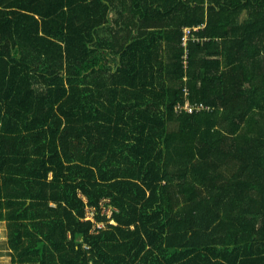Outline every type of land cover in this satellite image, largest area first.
I'll return each mask as SVG.
<instances>
[{"label":"trees","instance_id":"obj_1","mask_svg":"<svg viewBox=\"0 0 264 264\" xmlns=\"http://www.w3.org/2000/svg\"><path fill=\"white\" fill-rule=\"evenodd\" d=\"M0 221L10 264H264V0H0Z\"/></svg>","mask_w":264,"mask_h":264},{"label":"crops","instance_id":"obj_2","mask_svg":"<svg viewBox=\"0 0 264 264\" xmlns=\"http://www.w3.org/2000/svg\"><path fill=\"white\" fill-rule=\"evenodd\" d=\"M0 264H10L11 262V249L7 243V232L5 222L0 221Z\"/></svg>","mask_w":264,"mask_h":264},{"label":"built area","instance_id":"obj_3","mask_svg":"<svg viewBox=\"0 0 264 264\" xmlns=\"http://www.w3.org/2000/svg\"><path fill=\"white\" fill-rule=\"evenodd\" d=\"M189 32H190V29H189V28H186V29H185V33H186V34H185V36L183 37V41L186 40L187 35L189 34ZM184 108H185L186 110L190 111V112L193 110V106H191L189 103H186ZM111 212H112L111 209H107V210H106V213H107L109 216H110ZM91 213H92V211H91ZM89 217H91L90 214H89ZM110 222H112V221H110ZM100 226H102V224H100Z\"/></svg>","mask_w":264,"mask_h":264},{"label":"rangeland","instance_id":"obj_4","mask_svg":"<svg viewBox=\"0 0 264 264\" xmlns=\"http://www.w3.org/2000/svg\"><path fill=\"white\" fill-rule=\"evenodd\" d=\"M91 213V212H90ZM90 216H91V214H90ZM0 247H1V243H0Z\"/></svg>","mask_w":264,"mask_h":264},{"label":"clouds","instance_id":"obj_5","mask_svg":"<svg viewBox=\"0 0 264 264\" xmlns=\"http://www.w3.org/2000/svg\"><path fill=\"white\" fill-rule=\"evenodd\" d=\"M113 222V221H112Z\"/></svg>","mask_w":264,"mask_h":264}]
</instances>
